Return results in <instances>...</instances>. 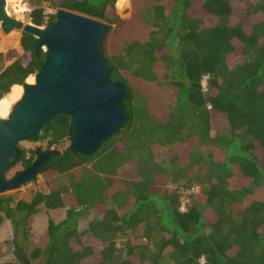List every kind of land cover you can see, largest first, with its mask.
<instances>
[{"label":"trees","instance_id":"1","mask_svg":"<svg viewBox=\"0 0 264 264\" xmlns=\"http://www.w3.org/2000/svg\"><path fill=\"white\" fill-rule=\"evenodd\" d=\"M117 1H32L38 27L60 9L113 26L104 49L112 79L127 86L129 119L95 155L66 147L52 158L40 173L49 193L0 196V226L25 232L39 205L66 209L29 257L43 264H264V0H129V18ZM35 42L24 34L8 66L0 54V100L42 67ZM68 130L58 115L31 141L58 147ZM34 158L30 150L20 164ZM194 189L181 212V191ZM134 234L151 244L145 258L118 244ZM13 247L23 264L17 239Z\"/></svg>","mask_w":264,"mask_h":264},{"label":"water","instance_id":"2","mask_svg":"<svg viewBox=\"0 0 264 264\" xmlns=\"http://www.w3.org/2000/svg\"><path fill=\"white\" fill-rule=\"evenodd\" d=\"M111 29L107 22L64 9L38 27L13 18L7 0H0V30L34 37V52L44 58L35 82L22 85V97L0 118V195L36 181L51 159L61 155L58 149L38 146L30 166L6 177L26 153L22 144L58 115L69 118V149L87 157L127 125L128 89L112 79L114 68L104 49Z\"/></svg>","mask_w":264,"mask_h":264},{"label":"rangeland","instance_id":"3","mask_svg":"<svg viewBox=\"0 0 264 264\" xmlns=\"http://www.w3.org/2000/svg\"><path fill=\"white\" fill-rule=\"evenodd\" d=\"M32 1L34 0H7L8 12L13 18L24 22H30V13L32 11ZM46 8V13L54 14L55 9L50 8L47 4L44 5ZM117 11L120 17L129 18L131 16L130 12V3L129 0H118L116 3ZM45 26L48 22V19L45 20ZM42 26V27H43ZM113 28V26H112ZM23 34L20 31H12L9 34H4L0 30V54L3 56L10 55L12 59L3 60L2 64L4 66H8L11 62H13L17 56L23 54V49L21 46V39ZM35 75H33L34 77ZM29 79V78H28ZM26 80L28 83L29 80ZM35 82V78H34ZM33 82V83H34ZM206 79L204 80V88L206 87ZM23 90V89H22ZM23 95V92H22ZM14 105V103L11 105ZM11 111V109H10ZM10 113V112H9ZM8 116V115H7ZM7 116L0 117L6 118ZM215 133L212 132V135ZM25 148L26 152L30 150H35L36 147L42 146L44 149H47V144L45 142H35V141H27L22 144ZM69 146L68 140L61 146L53 147L54 149L63 150ZM24 167L19 163L14 169L7 173V179H11L17 172L23 170ZM63 186H67V182H63ZM171 188V187H169ZM199 189H194V193H198ZM38 192H42L44 194L49 193V186L46 180L40 175L36 181L28 183L21 187L18 190L10 191L4 193L0 196L2 197H11L14 202H18L20 200L23 201H31L35 194ZM92 216L83 217L79 221V229L83 231L87 229L90 221L92 220ZM66 219V209H57L50 210L44 204H41L37 208L36 214H34L27 222L25 232L20 230L17 234L14 233L12 229V224L10 221L5 220L0 226V260L2 264L15 263L20 264L16 255L13 254V240L17 239L19 246L23 249L24 254L26 255V259H29L32 251L35 248H45L48 241V226L52 221L56 224H59L63 220ZM25 233V234H24ZM131 244L136 249V253H139L145 258L147 254L144 256L147 250L151 249V244L138 236L130 235L127 239L118 242L119 246H122L125 243ZM28 261V260H27ZM30 264H43L41 259L39 260H31L29 259Z\"/></svg>","mask_w":264,"mask_h":264},{"label":"bare ground","instance_id":"4","mask_svg":"<svg viewBox=\"0 0 264 264\" xmlns=\"http://www.w3.org/2000/svg\"><path fill=\"white\" fill-rule=\"evenodd\" d=\"M28 80L30 83H33L34 77L31 75ZM22 89V86L16 85L5 98L0 100V117L7 116L9 114L11 105L16 103L22 97Z\"/></svg>","mask_w":264,"mask_h":264},{"label":"built area","instance_id":"5","mask_svg":"<svg viewBox=\"0 0 264 264\" xmlns=\"http://www.w3.org/2000/svg\"><path fill=\"white\" fill-rule=\"evenodd\" d=\"M194 193V190H182L181 191V207H180V211L181 212H186L187 207H188V203L190 201V196L191 194ZM202 264H204V260L201 261Z\"/></svg>","mask_w":264,"mask_h":264},{"label":"flooded vegetation","instance_id":"6","mask_svg":"<svg viewBox=\"0 0 264 264\" xmlns=\"http://www.w3.org/2000/svg\"><path fill=\"white\" fill-rule=\"evenodd\" d=\"M23 264H30L29 261H27L25 258H24V262Z\"/></svg>","mask_w":264,"mask_h":264}]
</instances>
